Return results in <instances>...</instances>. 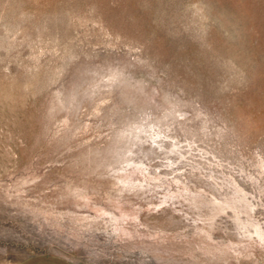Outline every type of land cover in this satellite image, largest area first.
<instances>
[{"label": "rangeland", "instance_id": "obj_1", "mask_svg": "<svg viewBox=\"0 0 264 264\" xmlns=\"http://www.w3.org/2000/svg\"><path fill=\"white\" fill-rule=\"evenodd\" d=\"M264 264V0H0V264Z\"/></svg>", "mask_w": 264, "mask_h": 264}, {"label": "crops", "instance_id": "obj_2", "mask_svg": "<svg viewBox=\"0 0 264 264\" xmlns=\"http://www.w3.org/2000/svg\"><path fill=\"white\" fill-rule=\"evenodd\" d=\"M20 264H72L66 259L54 255H37L30 257Z\"/></svg>", "mask_w": 264, "mask_h": 264}]
</instances>
